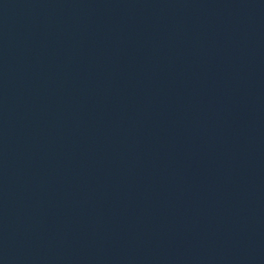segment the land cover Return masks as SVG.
<instances>
[{
  "label": "water",
  "instance_id": "95a60500",
  "mask_svg": "<svg viewBox=\"0 0 264 264\" xmlns=\"http://www.w3.org/2000/svg\"><path fill=\"white\" fill-rule=\"evenodd\" d=\"M0 264H264V0H0Z\"/></svg>",
  "mask_w": 264,
  "mask_h": 264
}]
</instances>
